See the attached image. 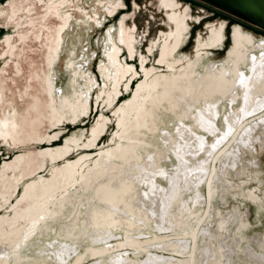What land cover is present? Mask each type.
<instances>
[{"label":"rangeland","instance_id":"rangeland-1","mask_svg":"<svg viewBox=\"0 0 264 264\" xmlns=\"http://www.w3.org/2000/svg\"><path fill=\"white\" fill-rule=\"evenodd\" d=\"M26 1V4L22 2L23 8L30 7L35 11L38 9L42 16L53 8L57 9L58 16L63 22L62 40L56 37L53 29L46 27L43 41L40 45L35 44L33 47V53L38 52L42 56L46 79H49L52 86L50 90H55L51 97V101L54 102L52 115L59 121L55 123L56 125L43 126L40 123L42 116L32 114L27 118L21 111L19 113L21 120L17 124L18 134L15 132L20 140L14 143L13 137H8V144L16 151L12 150L14 152L10 156L8 152L2 153L3 144L0 143L1 175L7 164L5 178L2 180L3 185L0 184V196L4 197H0L1 249L5 250L1 235L7 231L9 224L16 221H21L23 224L21 233L23 235L20 234L18 238L7 244L6 254H0V264H8L9 259L17 254L20 247L30 256V259L23 264H76L78 258H83L79 264L96 262L108 264L110 260L122 259L124 264H144L151 254L171 257L172 251L165 249L170 242L183 243L184 246L180 245V248L186 253L176 255L183 260L186 258V264H200V252L204 241L207 246L209 245L208 248L215 252L217 259L223 258L219 248L221 245H226V250L231 252V258L228 261L231 264H247L249 258L244 250L246 246L264 256V251L261 249L264 239V124L260 122L264 118V111L242 121L238 128L226 138V141L214 153H211L214 142L222 139L221 132H224L226 127L225 117L229 108L226 102H223L222 109L220 108L221 113L216 120L218 131L211 132L212 126L208 124L206 125L209 129L205 128V132L197 130L200 133L199 137H202L204 141H199L195 146V140H193L192 148L195 149L196 155L191 154L190 150L193 149L190 148V144L186 146V151L189 150V154L185 157L186 165L180 162L177 164L176 156L171 153L162 161L166 169L151 175L152 180L150 174L146 173L149 177L146 176L148 179L144 182L148 187L141 186L145 193L153 190L155 192L157 188L156 190L162 194V190L165 192L169 189L173 172L196 169V166L203 163V159L210 156L205 179L201 180L200 184L189 193V199L191 197L194 199L189 214L193 210L196 213V219L189 229H179L174 226L175 224H170V209L161 223L132 220L133 226L132 224L120 226L119 223H114L117 225L115 226L109 221L104 228H99V225L94 223L92 230L99 232V235L105 231L99 239L73 235L74 240L60 236L59 226L53 222L48 231L33 236L30 239L32 243L25 245L26 234L29 231L27 225L30 224L29 216L20 219L18 214L21 213L20 205L28 186L38 187L37 200L31 204L32 212L35 213L39 208L46 207L48 213L55 216L57 203L67 195L78 192L81 177L94 168V163L99 160L98 156L103 149H117L123 142L121 134L127 136L134 125L138 126L134 127L135 130L142 127V130L149 133L144 124L146 119L144 115L149 113V107L153 106L148 104L151 89H157L160 84H157L156 77L159 78V82L166 83L174 75L180 76L185 73L198 56H201L196 67L199 72L204 71L209 62L217 63L218 67L228 65L229 54L234 46V37L238 29L243 34H249L255 44L264 42V31H255L242 26L190 0H169L174 3L173 9L165 8L161 0ZM172 16H174L173 23L169 19ZM220 28H223L221 42L212 47H206L211 31ZM36 30V27H33L32 33H36ZM21 31L20 36L25 37L26 31L23 28ZM174 33L177 35L171 38ZM168 45L169 52L162 58L163 48ZM249 47L251 52L257 54L260 52L255 50L253 45ZM173 48L174 51H172ZM13 52H15L14 57ZM20 52L18 42L10 53L13 58L7 61L6 71L10 67L15 70L23 67L29 77L30 71L20 60ZM110 52H112L111 57ZM180 58H183V62L174 66L173 64ZM240 66L241 70L248 72V61L242 62ZM6 71L0 76V81L7 78ZM14 74L16 87L14 90H3L4 95H1L5 101L13 98V107L22 98V90H18V80L19 85L23 87L25 85L20 73L17 74L15 71ZM30 94L29 97L23 98L22 103L25 106L35 95L34 92ZM146 105L150 106L145 108ZM161 111L164 122L159 125L157 131L150 132L151 137H154L153 144L148 146L142 142L138 148L148 147L154 152L160 151L164 147L161 139L163 131L175 132L176 122L171 121L168 114L164 113L165 105L161 106ZM192 124V121H187L186 126L192 127ZM251 129L254 130L246 134ZM195 130L193 128L191 132L197 135ZM39 136L42 137V141L36 142L34 139ZM242 138L246 140L245 145L240 144ZM93 140L95 143L90 145ZM4 141L7 143L6 140ZM64 149L70 151L57 161L48 154V150L60 152ZM228 153L235 155L238 153L236 162L227 161L224 178L221 177L218 180L220 162ZM13 155H15L14 159L10 160ZM181 155L178 154V157H182ZM22 156H26V160L30 156L32 159V162L28 161L27 165L25 164L24 169L19 165V160L17 162V159H22ZM77 162H79L78 179L80 178L78 181L64 191L59 189V193L55 191L51 194L44 195V192L42 194L41 186L49 183L55 174L66 166ZM116 162L121 161L116 160ZM34 165L38 166V173L30 174L21 180L12 192L11 185L22 177L26 169L29 171ZM216 183L217 189H215ZM9 193L12 195L9 196ZM187 196L186 194L185 197ZM189 201L192 202L191 199ZM85 211L86 207L83 208V213ZM202 234L205 235L204 241L201 238ZM195 256L197 262L194 261ZM222 262L225 264L226 261L222 260Z\"/></svg>","mask_w":264,"mask_h":264},{"label":"bare ground","instance_id":"bare-ground-1","mask_svg":"<svg viewBox=\"0 0 264 264\" xmlns=\"http://www.w3.org/2000/svg\"><path fill=\"white\" fill-rule=\"evenodd\" d=\"M32 9L33 8H30L31 11L35 10ZM57 12L58 10L53 8L50 12L46 13V15L42 16L43 21L34 26L37 29L36 33H31V36H29L28 39V35H25V38L23 36L19 37V46L21 48L19 58L23 65L28 67L30 76L27 77L23 67L18 70L10 67L8 71H6L7 78L4 81H0V135L3 140L7 141V143L9 140L8 137H13L12 141L14 143L15 141L19 142L20 140L17 138L18 136L15 132L18 134L17 124L21 120L19 116L21 111L24 112V116L27 118L31 117L32 114L42 116L43 119L40 123L43 126L47 124H50L51 126L56 125L55 123L59 121L52 115L54 102L51 101V97H53L55 90H50L52 89V86L49 79H46L47 75L42 65L41 54L38 52L33 53L34 45H40L41 41H43L46 33V27L53 29L56 33V37L59 40H62L61 36H63L64 30L62 27L63 22H61V18L58 16ZM222 29L223 28L213 29L211 31L206 47H212L221 42ZM175 35H177V33ZM175 35L172 34L171 38H174ZM263 44L264 42L255 44L253 38H251L249 34H243L240 29H238L236 30L234 37V46L229 54L230 63L228 65L218 67V65H216L217 63L214 64L213 62H209L206 64L204 71L199 72L196 67L201 56H198V58L188 66L186 72L180 76L176 74L166 83L159 82V78L156 77V80H158L157 84H160L157 89H151V97L148 101V104H153V106L151 107L150 105H146L145 107L147 108L150 106L149 113L145 111L147 114L144 115L146 116L144 124L149 133L142 130V127L135 130L134 127L137 128L138 126L134 125V127L132 126L133 129H130L131 131L127 136H124L123 133L121 134L123 142L117 149H103L100 156H98L99 160L94 163V168L90 169L88 173L81 177L78 192L67 195V197L57 203L58 207H56L55 216H51L46 207L39 208L35 213L32 212L31 204L37 200L38 187L28 186L22 200V205H20L21 213L18 214V218L20 219H24L29 216L28 218L30 224L27 223L29 231L26 234L27 238L25 240V245L32 243L30 239L33 236L41 235L48 231L53 222L58 224L61 234H59L60 236L70 237L74 240V236L78 235H80V237L88 236L89 238L99 239L100 235L105 231L103 230L104 232H101L99 235V232L92 230L94 223H97L99 228L106 227V224H108L109 221L113 224L119 223L120 226L125 224L131 225L132 220H135L136 222L151 221L161 223L162 219L164 220L163 217L166 214H169L167 212L170 209L171 223H169L175 224L174 226L179 227V229H189L193 221L196 219V213L194 210L191 214H189V209L194 203V199L192 197L190 198L192 202L189 201V193L200 184L201 180L205 179L208 167L207 163L210 156L203 159V163L196 166V169L182 170L181 172L179 170L178 173L173 172L169 189L165 192L162 190V194H160V191L156 190L157 188L155 189V192L153 190L149 193H145V190H142L141 186L148 187L144 182L146 181L145 179H148L146 176L149 177L146 173H149L151 178V175L153 176L159 172H163L166 168H164L162 161L165 160L171 153L176 156L175 158L177 159V164L180 162L183 165H186L185 157L189 154V150L186 151V146L190 144V148H192L194 143L196 146L199 141H204L202 137H199L200 133H198L197 130L205 132V128L209 129L206 125L208 124L209 126H212L211 132L215 133L218 131L216 120L221 113V106L223 105V102L229 104L227 116L225 117L226 127L224 132H221L222 139L218 142H214L210 151L211 153H214L218 147L226 141V138H228L229 135H231L234 130L238 128L242 121H245L257 113L264 111ZM250 45H253V48L258 51L260 50V52L258 54L251 52V47H249ZM172 51H174V48ZM168 52L169 45L163 48L162 58H164ZM111 54L112 52L109 53L110 57ZM14 55L15 52H13L12 56L14 57ZM244 61L249 62V70L247 73L240 68L241 63ZM181 62H183V58H180L178 62H175L173 65L175 66ZM168 65L174 67L172 64ZM15 71L17 74L20 73V77H22V80L25 81V85L24 87L19 85L18 80V90H22V98L21 100H18L16 106L13 107L12 105L14 104L12 102L14 99L12 98L5 101L1 95H4L3 90H14L16 87ZM148 74L149 72L147 75ZM142 87H144V85H142ZM32 92H34L35 95L32 97L28 105L25 106L22 103L23 98L26 96L29 97ZM162 105H165L166 107V112L164 113L168 114L167 116L171 119V121L176 122L177 126L175 132L169 130L163 131L161 139L164 142V147L160 151L154 152L148 147L138 148L142 142L148 146L153 144L154 137H151L152 134H150V132L152 133L157 131L159 129V125L164 122L163 112L161 111ZM23 121L25 122V119ZM187 121L193 122L192 127L188 125L186 126ZM260 122L264 124V118ZM193 128L196 129L195 131L197 132V135L196 133H192L193 131L191 132ZM253 130L254 129L248 130L246 134H250ZM171 137L174 139L172 140ZM41 138L42 137L39 136L34 140L37 142L41 140ZM244 138L240 140V144L245 145L246 140H244ZM216 139L219 140V138ZM193 140H195L194 143ZM94 143L95 140L91 141L90 145H93ZM173 143H175V145H172ZM192 149V151L190 150L191 154L196 155L195 149ZM69 151V149H64L60 152L48 150V154L52 156L53 160L57 161ZM141 152L143 153L141 154ZM178 154H182V157L179 158ZM236 155H238V153H236ZM236 155L228 153L226 158L220 162V173L218 172L220 176L218 175V180L221 177L224 178L223 176L226 172L225 165L228 163L227 161L232 160L233 162H236ZM26 156H22V159H17V162L19 160V165L22 169L25 168L28 161L32 162L31 156L27 158L28 160H26ZM194 159L196 158L194 157ZM116 160L121 162L118 163ZM78 165L79 162L72 163L66 166L58 174H55L54 178L50 180L49 183L40 187L42 189V194L43 192L44 195L54 193L55 191L58 192L59 189H63L64 191V189L71 187L74 182L80 179H78ZM6 168L7 164L5 165L0 184L5 178L4 174L6 172ZM38 171L39 168L35 165L33 168L31 166L29 171L26 169L25 172H23L22 177L18 178V180L15 179L16 183L13 181L14 183L11 185L10 190L13 192L17 183L24 178H27L30 174L38 173ZM217 188L218 185L216 183L215 189ZM186 194L188 195L187 197H185ZM11 195L12 194L9 193V196ZM85 207L86 211L83 213V208ZM173 221L175 223H173ZM239 226L240 224L238 223L237 227L239 228ZM225 229H227V227H225ZM22 232L23 224L21 221L9 224L7 231L1 235V241L4 243L2 245H4L5 249L3 250L0 248L1 255L6 254L7 244L11 242V240L18 238ZM236 235L238 234L236 233ZM236 235L234 237H236ZM204 237L205 235L202 234L201 238L203 241L205 240ZM238 240L239 239H237V241ZM256 240H258V238H256ZM202 244L203 248L200 252L201 257L199 258V261H201L200 264H224L222 260L226 261L225 264H231L228 262L229 258H231V252L226 250V245H221L219 248L223 258L217 259L215 258V252L211 250V248H208L209 245L207 246L205 241ZM212 244L211 247L213 248ZM180 245H183V243L170 242L165 249L172 251L173 255H171V257L154 256L151 254L148 257V261L144 264H186V258L183 260L177 258L176 255L178 253L180 255L186 253L185 250L183 251L180 248ZM261 246V249L264 251V239ZM244 250L249 258L247 264H264V256L262 253L257 254L249 246H246ZM194 258V261L197 262L196 256ZM12 259H9L8 264H23V262L30 259V256L27 252L22 250V247H20L17 254H15ZM122 260L110 261L111 264H124V260ZM81 261H83V258H78L76 264H79ZM94 264L100 263L96 262Z\"/></svg>","mask_w":264,"mask_h":264},{"label":"flooded vegetation","instance_id":"flooded-vegetation-1","mask_svg":"<svg viewBox=\"0 0 264 264\" xmlns=\"http://www.w3.org/2000/svg\"><path fill=\"white\" fill-rule=\"evenodd\" d=\"M190 1H193V0H190ZM22 2H24L25 4L27 3L26 0H0V51H1L0 52V76L7 70V68H6L7 67L6 66L7 61L12 60V58H13L10 53L12 50L15 49V45H17L19 42V41L17 42L16 40L20 36V34H22L21 33L22 28L26 31L25 35L26 36L28 35L27 36V39H28L29 36H31L32 28L37 23H41L43 21L42 20V13L40 10H38V9L36 11L33 10L34 11L33 12L30 10V7H24L23 8ZM161 2H162L161 4L167 9L168 8L169 9L174 8L173 7L174 3L172 1L161 0ZM213 12H215V11H213ZM215 13H217V12H215ZM217 14H219V13H217ZM169 19L173 23L174 16L169 17ZM30 23L34 24V25H31ZM241 25L245 26L247 28H250L244 24H241ZM250 29H252V28H250ZM262 31H264V29ZM173 35H175V33ZM38 142H40V141H38ZM44 142H46V141H44ZM0 143L3 144L1 146L2 153L8 152V155L10 156L14 151H16L15 148H13V146L10 147V144L5 143V141L3 140L1 135H0ZM12 150H14V151L12 152ZM14 157H15V155H13V157L10 160L14 159ZM7 161H9V160H7ZM4 163H3V165H4ZM0 178H2V175ZM2 185L3 184L1 183V186Z\"/></svg>","mask_w":264,"mask_h":264},{"label":"water","instance_id":"water-1","mask_svg":"<svg viewBox=\"0 0 264 264\" xmlns=\"http://www.w3.org/2000/svg\"><path fill=\"white\" fill-rule=\"evenodd\" d=\"M255 31L264 29V0H193ZM216 162V160H215ZM215 171V170H214ZM209 188V186H208Z\"/></svg>","mask_w":264,"mask_h":264}]
</instances>
